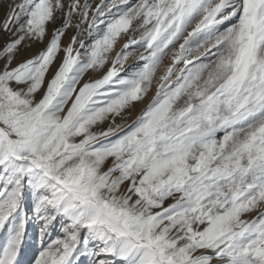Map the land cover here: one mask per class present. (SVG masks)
Here are the masks:
<instances>
[{
  "label": "snow or ice",
  "instance_id": "1",
  "mask_svg": "<svg viewBox=\"0 0 264 264\" xmlns=\"http://www.w3.org/2000/svg\"><path fill=\"white\" fill-rule=\"evenodd\" d=\"M0 9V264H264V0Z\"/></svg>",
  "mask_w": 264,
  "mask_h": 264
},
{
  "label": "rangeland",
  "instance_id": "2",
  "mask_svg": "<svg viewBox=\"0 0 264 264\" xmlns=\"http://www.w3.org/2000/svg\"><path fill=\"white\" fill-rule=\"evenodd\" d=\"M3 17V10L0 9V19H2ZM41 47V45H36L34 46L32 49L28 50V52L24 53V55H28V54H31V53H35V51L37 50V48Z\"/></svg>",
  "mask_w": 264,
  "mask_h": 264
}]
</instances>
